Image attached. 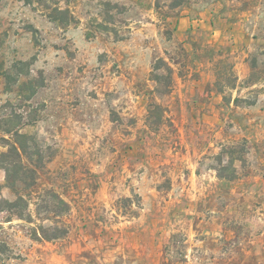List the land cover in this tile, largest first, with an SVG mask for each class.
Here are the masks:
<instances>
[{
    "label": "rangeland",
    "instance_id": "rangeland-1",
    "mask_svg": "<svg viewBox=\"0 0 264 264\" xmlns=\"http://www.w3.org/2000/svg\"><path fill=\"white\" fill-rule=\"evenodd\" d=\"M7 128L0 264H264V0H0Z\"/></svg>",
    "mask_w": 264,
    "mask_h": 264
},
{
    "label": "trees",
    "instance_id": "trees-1",
    "mask_svg": "<svg viewBox=\"0 0 264 264\" xmlns=\"http://www.w3.org/2000/svg\"><path fill=\"white\" fill-rule=\"evenodd\" d=\"M152 107H158L156 104H151ZM153 110H149V117H153ZM7 133L14 134V140L8 142V150L2 152L1 154V165L6 171V183L7 186L16 190L17 185H27L26 177L29 172L35 174L36 167L40 164L36 162L33 158V152L31 151L32 146L29 144L31 137L28 135L19 132V130L14 128H7ZM27 158V163L25 162ZM35 180V179H33ZM1 193V192H0ZM58 203L54 209H51L50 212H54L57 215L67 211V203L64 199L56 195ZM2 206L0 210L8 209L10 212H14L19 216L24 215L25 205L27 206V200L23 195L18 194L17 198L14 200H9L2 198L0 200ZM40 235L46 239L58 238L65 235L66 230L63 227L56 226L52 230L46 228L45 226L40 227Z\"/></svg>",
    "mask_w": 264,
    "mask_h": 264
}]
</instances>
